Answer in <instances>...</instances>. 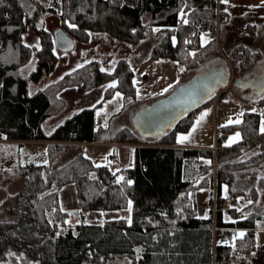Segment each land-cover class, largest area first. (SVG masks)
I'll return each mask as SVG.
<instances>
[{
    "label": "trees",
    "instance_id": "trees-1",
    "mask_svg": "<svg viewBox=\"0 0 264 264\" xmlns=\"http://www.w3.org/2000/svg\"><path fill=\"white\" fill-rule=\"evenodd\" d=\"M43 1L0 0V136L53 141L47 145V164L18 167L7 181L20 177L22 184L0 201V264H212L248 256L254 248L255 223L264 215V208H252L264 189V132H259V115L244 112L241 123L223 126L226 134L216 138L215 152L171 146L177 132L188 130L199 106L153 138L138 134L129 125L114 128L112 120L135 103L133 71L124 57L117 58L110 69H103L96 59L86 61L45 87L30 91L31 84H38L65 57L58 52L54 33L38 25L41 16L53 8ZM49 1L61 7L58 30L74 44H87L98 33L134 44L157 28L158 38L145 59L169 58L191 70L206 55L217 52L215 38L205 45L199 42L202 30L215 32L217 0ZM229 6L218 3L219 14L228 17ZM181 12L187 13V23L181 21ZM27 32L36 35L38 46L23 42ZM242 43L226 55L236 68L244 70L252 65L245 61L247 55L252 61L259 56ZM33 53L34 67L23 72ZM113 82L116 86L108 87ZM115 90L121 91L123 106L109 117L106 126L97 125L95 109ZM64 92L78 96L96 92L97 97L92 105L73 112L46 132L42 123L65 105ZM210 101L209 97L200 106ZM257 102L264 104V96ZM233 129H239L241 141L223 146L221 141ZM93 140L136 144L133 165L123 170L122 180L117 181L108 166L97 167L83 155L79 142ZM73 146L78 151L55 166L54 161ZM199 156L209 158L210 163L199 167L197 178L184 179V161ZM213 179L217 203L222 184L227 185L231 198L242 196L252 201L240 209H227L237 218L235 222H223L217 212V225H236L246 231L233 246L217 244L214 249L212 219L198 217L192 197ZM68 183L75 185L77 193L78 211L72 213L77 219L73 222L68 221L71 213L61 209L58 199V189ZM51 185L53 191L39 196L41 189ZM129 201L131 223L125 218L101 224L84 221L85 210L122 208Z\"/></svg>",
    "mask_w": 264,
    "mask_h": 264
},
{
    "label": "rangeland",
    "instance_id": "rangeland-1",
    "mask_svg": "<svg viewBox=\"0 0 264 264\" xmlns=\"http://www.w3.org/2000/svg\"><path fill=\"white\" fill-rule=\"evenodd\" d=\"M221 1V0H220ZM47 6H52V10H47L42 16L41 20L39 21L38 25H44L46 29L50 30L51 32H56V30L59 28V21L57 18V15L61 13V7L59 5H53L49 0L43 1ZM261 0H237L238 4H233L231 8V19L228 15L225 16L222 14L224 20L219 23L215 21V27L222 26L221 30V37L225 38L226 44L220 46L222 47L223 58L221 57V52L219 56V63L221 65H224L229 70V75L232 77H240L242 79V87L239 89L237 85L232 86V98L231 100L223 102H218L215 105H212L211 102L206 103L202 106H199L197 110H202L203 107L206 105V109H208L210 112L214 109L216 110H223L225 112L230 113V117L227 118V122H220L218 121L217 130L218 133L217 137L226 134L223 130V126H225V123H228L229 119L231 118L233 121L236 119H241V111L242 116L244 112H256L259 115V126L260 129L262 127V122H264V104H260L257 101H252L247 97L250 96H256L260 92L264 91V70L261 72H257L259 69V64L262 59V52H261V45L263 41V37L259 34H261L260 29H258L257 22H260L263 16H261L259 13H251L255 9H260L264 12V4L261 3ZM234 3V1H232ZM216 11L218 9V1L216 6ZM221 16V14H220ZM247 16V23L248 26L246 29L243 27L242 22H245V19L243 17ZM143 21H148V16H143ZM240 23V24H239ZM256 23V24H255ZM242 25V26H241ZM251 27V28H250ZM257 27V28H256ZM260 27V26H259ZM157 28H153L151 31L147 33L146 36H144L140 41L134 44L125 43L123 41L115 40L106 34L98 33L94 34L92 36V39L90 42H88L86 45H81L80 43H76L72 46L71 49L73 51H76L77 54L79 53V56L76 57V59L68 61V57L71 53H69V50L65 49V54H67L64 62L59 61L57 64V67L55 70L47 77L46 80H55L56 78L60 77L63 73L66 71H69L70 69L80 65L81 63H84L86 61L96 59L99 61L101 67L103 69H110L114 65L115 61L119 57H124L128 59L133 67L134 70V85H135V103L129 105L122 114L117 116L112 120V125L114 128H118V126L122 125H129L133 127L132 124V116L134 112L144 107L146 104H148L150 101L160 98L164 96L168 91H164V89H169L168 87L172 84V81H175L178 79L179 73L178 68L175 67V62L168 58H161V59H145L144 57L149 53L151 47L154 45V43L157 40ZM213 34L211 31H204L201 32V41L204 42L208 38H212ZM215 40L217 38L215 37ZM24 41L25 43H36L39 44V41L36 37V35L33 32H27L24 34ZM244 41V42H243ZM218 41H216L217 44ZM243 42V43H242ZM242 43L250 52H257L258 58L254 61H252L251 56L247 55L246 62H252V65L248 69L241 70L238 67L234 65V62H232L228 57L227 53L231 48L234 46ZM84 46H89L83 49ZM218 47V45H217ZM58 48V47H57ZM59 49V54H63V50ZM218 51V49H217ZM212 54L206 55L205 60L198 65L194 69H203L211 66V64L216 60V58H209L208 57ZM35 60V55L33 54L30 61L23 67L25 71H27L31 66L33 61ZM244 61V62H245ZM237 64V62H235ZM167 66L170 71L164 72L162 70L163 66ZM245 88V89H244ZM240 90L237 95L234 94V91ZM241 90H244V92H241ZM120 93V96L117 97L116 93ZM95 97V98H94ZM92 100L83 98L81 101L77 102L76 106L81 105H87V103H91V101H95L97 94H95ZM123 106V96L120 90H115L112 95L105 98L99 107L97 108L96 112V121L101 123L103 118H106L108 113L110 111H114L115 109L119 110ZM235 108L238 109L237 112L235 111ZM242 108V110H241ZM205 109V108H204ZM255 109V111H253ZM71 108L66 105L60 115L57 117H50V121H58L61 117H64L68 115L69 112H71ZM46 121V128H49V122ZM194 121V119H193ZM193 121L190 127L187 131H181L177 132L178 136H187L189 133L191 135L189 138H200L201 141H204L206 143H212L214 138V130L213 125L211 122H208L206 124L205 129L203 132L198 133L197 131H192L193 129ZM195 122V121H194ZM55 123V122H54ZM229 124V123H228ZM233 124V123H231ZM236 133L240 134L239 129H233L227 133V139L226 143L231 144L233 143L232 140H230L231 137H234ZM241 137V134H240ZM153 138V137H152ZM226 138V137H225ZM178 141V140H177ZM34 145V144H33ZM42 146V145H38ZM30 148V144H23V145H17V144H11V143H3L0 142V201L4 199V197L8 193H13L17 191L21 184L22 180L21 178H17L14 181H11L10 183H5L2 178L6 179L8 178L9 169L15 168L18 165H28L32 164L31 160L33 157L32 155L28 154L26 151V148ZM215 151L217 150V147H215ZM76 152V151H75ZM38 153V152H37ZM36 153V154H37ZM112 153V148L108 144H97L95 146H88L86 147V154L95 155V165H107L106 163H109V168L113 171H115L118 167L117 164L110 161V155ZM75 154V153H74ZM74 154L72 152L66 151L65 154L61 155L54 161L55 166H59L63 164L64 162L68 161ZM43 160V154H40L37 156L34 161L35 162H41ZM74 189V184L69 183V185H66L63 189L60 190L59 195L60 198H63L64 196L68 197L69 200L72 199L71 195L68 196L67 194H70V190ZM54 190V186L51 185L49 188H43L39 192V196H45L47 193ZM261 194H263L261 196ZM261 196V197H260ZM74 199V205L77 206V196L75 193L73 194ZM71 204V202H70ZM70 207H74L71 206ZM131 207V206H130ZM254 210H260L264 208V189L261 191L260 195L257 197V199L254 201V204L252 206ZM75 209H72L70 211L71 215L68 218L69 222H73L77 219L76 216H73L72 213H74ZM86 214V222L88 223H103L105 220H111V219H118V218H125L128 220V218H131V211H129V203L127 206L122 208H115V209H107V210H88L85 212ZM214 238L218 239V235L214 236Z\"/></svg>",
    "mask_w": 264,
    "mask_h": 264
},
{
    "label": "crops",
    "instance_id": "crops-1",
    "mask_svg": "<svg viewBox=\"0 0 264 264\" xmlns=\"http://www.w3.org/2000/svg\"><path fill=\"white\" fill-rule=\"evenodd\" d=\"M217 1H218V3H221L220 0H217ZM232 1H234V3H232ZM229 3H230V6H229L228 9H229L230 18L228 20L231 19V13H232L231 8H232L233 4L234 5L238 4L237 0H229ZM255 11H256V13H259L261 16H263L262 19L260 20V22H257L258 23L257 24L258 29H260V31H261V34H259V35H261L263 37L262 45H261V48H260L263 56H262V59H261L260 64H259V69L257 70V72H261L263 70V68H264V12L262 10H260V9H255L251 13H255ZM183 13L184 12L180 13V16L181 15L183 16L181 18L182 22L187 19V13H184V15H183ZM243 19H245V22H242V25L246 29V27L249 24V23H247V16L243 17ZM221 30H222V26H220V28L219 27H215V32L211 31L212 34H213L212 38L216 37L217 38L216 41H218L217 42L218 51L216 50L217 52H221V51L224 52L222 50V47L220 46V44H222V45L226 44L225 38L221 37ZM204 31H206V30H202L201 32H204ZM207 31H209V30H207ZM201 32L199 33V42H200L201 45H205L206 44L205 41L202 42L201 38H200ZM212 38H208L206 41L208 42ZM23 42L25 43L24 36H23ZM25 44H27L29 46H33V47L38 46L34 42L30 43V44H28V43H25ZM86 47H89V46H84L83 49L86 48ZM217 52H211L210 54H212V55H210L208 57V59L209 58H213V57L216 58V60H214V62L211 64V66L221 65V63H219L220 53L218 54ZM222 52H221V57L223 58V53ZM62 53H63V55H65V57L67 56V54H65V51L62 52ZM69 53H71V54H70V56L67 59H68V61H71V60L76 59V57L79 56L80 52L77 54L76 51H73V49H70ZM158 59H161V58H158ZM64 61H65V59L62 60V62H64ZM172 61H174V60H172ZM174 62L176 64L175 67L178 68L179 76H178L177 80L171 82L172 84H171V87H168L169 88L168 91L170 89H172L174 86H176V85L180 84L181 82H183L184 80L188 79L189 77L195 75L196 73H199V72L204 71V70H206V69L211 67V66H209L207 68H203V69L201 68V69H197V70L196 69H194V70H192V69L191 70H185L183 64L177 63L176 61H174ZM34 63H35V60L33 61L32 66L27 71H25L23 69V67L25 66L24 65L22 67V71L23 72H28L29 70H31L34 67ZM131 68H132V71H133V79H134V70H133L132 65H131ZM181 69H183V71H181ZM50 74L44 76L38 82V84H31L29 86L30 91H35L37 88L45 87L46 85H48L49 83L54 81V80L48 81V80L45 79ZM235 78L241 79L240 77H235ZM133 82H134V80H133ZM0 83H1V79H0ZM240 88L241 87H239V89ZM236 91L237 92L234 91V94L237 95V93L240 90H236ZM241 92H244V90H241ZM232 93H233V91H232ZM95 94H96V92H92V93H89L87 95L78 96V95L73 94V92H71V93L70 92H64L62 94V96L65 99V105L62 107V109L58 113H55V114H53L51 116H48L44 120V122L42 123L43 129L46 132H51L64 118H66L67 116H69L73 112L78 111L82 107L92 105L95 101H91V103H87V105H81V106L75 107L77 102L81 101V99L86 98V99L92 100ZM261 96H264V91L260 92L256 96H250V97H247V98H249L252 101H257V99L260 98ZM66 105L69 106L72 111L69 112L68 115H66L64 117H61L58 121H50V119H51L50 117H57L58 115H60V113L62 112L64 107H66ZM206 106L203 107L201 111H200V109L197 110V117L193 118L194 121H195V122L193 121V124L195 125V131H197L198 133H200V132L202 133L203 130L205 129L206 124H208V122H211L212 125H213V130H214V138H213L214 140H213V142L212 143H206L204 141H201L200 138H197V139L196 138H188L183 143H180V142L177 141L179 134L176 133L175 139L171 143V146L184 147V148H188V147H191V148H209V149L213 150V152H215V149H216L215 147L218 146L216 138H217V134H219L218 130H217V125H218V121L217 120H220V122H227L226 120H227V118L230 117V113L229 112H225L223 110H219L218 111L216 109L215 110L213 109L210 112L208 109H206ZM97 108L95 109V116H96ZM241 110H242V108H241ZM118 111H119V108L115 109L114 111H110L108 113L107 117L102 119V121H101V123H99V125H102L104 127L107 124V121H108L109 117L111 115L117 113ZM237 111H238V109L235 108L234 112H237ZM243 111L244 110L241 111V114H242ZM205 112H207V115H205L203 117V119H200L199 124H197L196 123L197 120L201 117V114L205 113ZM241 117H242V115H241ZM241 119H239V120H241ZM46 121H50L48 129L46 128V124H45ZM95 121H96V117H95ZM97 123L98 122L96 121V124ZM225 124L227 125L228 123H225ZM259 132H261L260 126H259ZM226 139H227V136H226L225 139H223L221 141V144L223 146H232V145H234L236 143H239L241 141V137H239V139H237L235 142H233L231 144H227L226 143ZM0 142L17 144L18 146L19 145H23V144L24 145L25 144H30L31 147L30 148L29 147L26 148V151H27L28 154L32 155L31 157H33L32 160H31V163L33 162L32 165L47 164V162L49 160L47 145L50 144V143H53V141H46V140H11V139H7L3 135L0 136ZM79 144L82 145V153H83V155L85 157L91 159L93 163L95 161V155L94 154L87 155L86 154V147L95 146L97 144H108L109 146H111L112 153L109 154V155L111 156V155L115 154L116 157L118 158L119 162L117 163V165H118L117 167L118 168L115 171L111 170L110 168L109 169L115 174V179L117 181H120V179H118V178L123 177V170L128 168V167H131L133 165L134 147L136 146V144H134V143L121 142V141H116V140H108V141H104V142L93 140V141L79 142ZM38 145H42V146L40 147ZM70 151L72 152V154H74V153H76L78 151V149L73 146V147H71L68 150V152H70ZM39 152H40V154H43V160L41 162H35L34 159L37 156H39ZM208 163H210V159L207 158V157H203V156L186 159L184 161L183 167H182V176H183V178L184 179H195V178H197L199 167L201 165H203V164H208ZM106 164H107L106 166L109 165L108 162ZM18 167H23V165H18L15 168H10L8 172L11 173V174H8V176L9 177L13 176L14 175L13 174L14 170H16V168H18ZM9 177L6 178V179L2 178V180L5 183H7ZM66 185H69V183L66 184ZM66 185H64V186H62L61 188L58 189V199H59L60 207H61V209L63 211H67V212H70L72 209L78 210V201H77V206H75L74 205V199H73V194L74 193L77 196L75 185H74L75 192L73 191V189H71L70 190L71 193L67 194L68 196L71 195V197H72L71 200H69V198L66 197V196H64L63 198H60L59 192ZM219 194H220V196H219L220 202L217 203L218 193H217L215 179H213V183L211 185H209L207 187H200V188L196 189L193 192V194H192V197H193V199L195 200V202L197 204L198 217L200 219H208V218L212 219L211 231H212V245H213V249H214V246L217 245V244L233 246L235 241L238 238L241 237V236L238 235V233H241V232L244 233L246 231L245 228L239 227V226H236V225H230V226L217 225V223H216L217 212L218 211L220 212V217H221V220L223 222H235L237 220V218L231 216L228 213L227 209L228 208L240 209L243 206L249 204L248 201H250V200L244 199L242 196H237L235 198H231L229 196V192H228V188H227L226 184H222L221 185ZM262 195L263 194H261V196ZM70 202H71V204H70ZM70 205L74 206V207H70ZM86 211H88V210H85V211L82 212L85 222H86V214H85ZM86 223H88V222H86ZM253 230L255 232V236H254L255 243H254V248L251 251V253L248 256H245V257H241V256L229 257L228 258L229 264H264V215L259 220L256 221L255 227H254ZM217 235H218V239L214 238V236H217Z\"/></svg>",
    "mask_w": 264,
    "mask_h": 264
},
{
    "label": "water",
    "instance_id": "water-1",
    "mask_svg": "<svg viewBox=\"0 0 264 264\" xmlns=\"http://www.w3.org/2000/svg\"><path fill=\"white\" fill-rule=\"evenodd\" d=\"M55 45L70 50L74 42L57 29ZM264 70V68H263ZM229 70L224 65H214L196 73L170 89L164 96L139 108L132 116L135 131L145 137H155L171 129L183 116L203 104L213 91L228 82ZM242 87V79H233Z\"/></svg>",
    "mask_w": 264,
    "mask_h": 264
},
{
    "label": "built area",
    "instance_id": "built-area-1",
    "mask_svg": "<svg viewBox=\"0 0 264 264\" xmlns=\"http://www.w3.org/2000/svg\"><path fill=\"white\" fill-rule=\"evenodd\" d=\"M221 21L224 20L223 16H220L219 14V9H217L216 11V22L219 23ZM162 70L164 72H169L170 69L167 66H163ZM232 82H233V77L229 75L228 78V82L222 86H219L218 88H216L213 93L211 94L210 98H211V103L212 105L217 104L218 102H225L228 100H231L232 98ZM193 118L197 117V111H195L192 114ZM110 161L113 163H118V158L116 157L115 154L110 156ZM212 264H229L228 259H223L219 262H212Z\"/></svg>",
    "mask_w": 264,
    "mask_h": 264
},
{
    "label": "snow or ice",
    "instance_id": "snow-or-ice-1",
    "mask_svg": "<svg viewBox=\"0 0 264 264\" xmlns=\"http://www.w3.org/2000/svg\"><path fill=\"white\" fill-rule=\"evenodd\" d=\"M221 3L228 4L229 3V0H221ZM262 4H264V0H262ZM224 11L227 12L228 9L225 8ZM183 22L184 23H187L188 21L187 20H184ZM68 26L71 27V28H75L76 27V25H74V24H69ZM173 42L175 43V37H173ZM205 43H207V41H205ZM192 55H194V53H192ZM181 71H183V69H181ZM115 86H116V82H113L112 84L108 85V87H112V88H114ZM169 87H171V85ZM164 91H168V89L166 88V89H164ZM116 96L119 97L120 96V93L117 92L116 93ZM253 111H255V109H253ZM205 115H207V112L202 113L201 114V117L197 120L196 123L199 124L200 119H203V117ZM228 123L229 124H231V123H237V124H239V123H241V121L239 119H236L235 121H233L230 118L229 121H228ZM260 130H261V132H264V122H262V127H261ZM192 131H195V125L193 126ZM190 135H191V133H189L187 136H178V142L183 143L185 140H187L189 138ZM239 137H240V134L239 133H236L234 137H231L230 138V140H232L233 142H235L237 139H239ZM96 166L99 167L100 165H96ZM118 179L122 180L123 177H120ZM128 183L131 184L132 182L131 181H128ZM248 203H252V201H248ZM130 206H131V201H129V211H131V207ZM128 222L131 223V218L130 217L128 218ZM238 235L242 237L244 235V233L241 232V233H238Z\"/></svg>",
    "mask_w": 264,
    "mask_h": 264
},
{
    "label": "flooded vegetation",
    "instance_id": "flooded-vegetation-1",
    "mask_svg": "<svg viewBox=\"0 0 264 264\" xmlns=\"http://www.w3.org/2000/svg\"><path fill=\"white\" fill-rule=\"evenodd\" d=\"M81 45H86V44H81ZM87 95V94H86Z\"/></svg>",
    "mask_w": 264,
    "mask_h": 264
}]
</instances>
